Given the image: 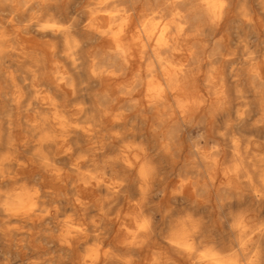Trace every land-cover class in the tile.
<instances>
[{
  "label": "clouds",
  "instance_id": "obj_1",
  "mask_svg": "<svg viewBox=\"0 0 264 264\" xmlns=\"http://www.w3.org/2000/svg\"><path fill=\"white\" fill-rule=\"evenodd\" d=\"M0 264H264V0H0Z\"/></svg>",
  "mask_w": 264,
  "mask_h": 264
}]
</instances>
